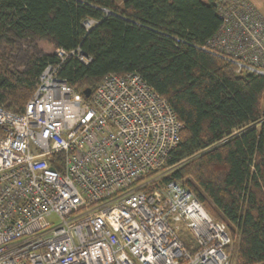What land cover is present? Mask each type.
<instances>
[{
	"label": "built area",
	"instance_id": "2783aa9c",
	"mask_svg": "<svg viewBox=\"0 0 264 264\" xmlns=\"http://www.w3.org/2000/svg\"><path fill=\"white\" fill-rule=\"evenodd\" d=\"M211 2L221 26L203 50L264 77L261 11ZM55 55L23 113L0 106V264H232L227 226L161 182L184 129L168 101L138 73L109 74L84 100L58 72L92 59Z\"/></svg>",
	"mask_w": 264,
	"mask_h": 264
},
{
	"label": "trees",
	"instance_id": "16d2710c",
	"mask_svg": "<svg viewBox=\"0 0 264 264\" xmlns=\"http://www.w3.org/2000/svg\"><path fill=\"white\" fill-rule=\"evenodd\" d=\"M88 20L97 24L87 29ZM220 26L211 0H0V38H38L92 59L70 57L58 72L84 100L105 76L129 73L166 99L184 129L162 184L187 186L227 226L232 264H264V77L203 50ZM57 64L55 54L33 55L21 71L0 59V106L23 113Z\"/></svg>",
	"mask_w": 264,
	"mask_h": 264
},
{
	"label": "rangeland",
	"instance_id": "374dc122",
	"mask_svg": "<svg viewBox=\"0 0 264 264\" xmlns=\"http://www.w3.org/2000/svg\"><path fill=\"white\" fill-rule=\"evenodd\" d=\"M55 51L56 47L53 44L38 38L24 39L21 41L10 38H0V59L11 69L25 71L28 68V59L30 56H50L54 55ZM170 173L171 170L162 172V177L165 178L169 176ZM212 218L214 217L212 216ZM232 245L231 251H233V255L235 256L237 243H235L233 239Z\"/></svg>",
	"mask_w": 264,
	"mask_h": 264
},
{
	"label": "crops",
	"instance_id": "0c3cea01",
	"mask_svg": "<svg viewBox=\"0 0 264 264\" xmlns=\"http://www.w3.org/2000/svg\"><path fill=\"white\" fill-rule=\"evenodd\" d=\"M264 16V0H249Z\"/></svg>",
	"mask_w": 264,
	"mask_h": 264
},
{
	"label": "water",
	"instance_id": "95a60500",
	"mask_svg": "<svg viewBox=\"0 0 264 264\" xmlns=\"http://www.w3.org/2000/svg\"><path fill=\"white\" fill-rule=\"evenodd\" d=\"M93 90L91 88H88L85 90L84 95L86 98H89L92 94Z\"/></svg>",
	"mask_w": 264,
	"mask_h": 264
}]
</instances>
